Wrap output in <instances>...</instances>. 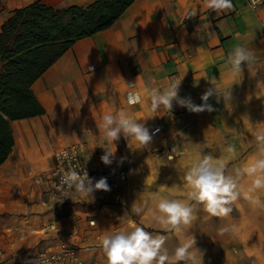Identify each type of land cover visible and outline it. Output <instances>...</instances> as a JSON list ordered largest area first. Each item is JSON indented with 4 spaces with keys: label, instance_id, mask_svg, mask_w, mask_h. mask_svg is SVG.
Segmentation results:
<instances>
[{
    "label": "crops",
    "instance_id": "1",
    "mask_svg": "<svg viewBox=\"0 0 264 264\" xmlns=\"http://www.w3.org/2000/svg\"><path fill=\"white\" fill-rule=\"evenodd\" d=\"M94 1L0 0V31L15 10L34 3L64 10L86 8ZM233 4L234 10L215 13L203 6V0H135L109 29L75 42L35 81L31 91L44 114L10 123L13 147L0 166L4 264L66 239L79 247L101 245L105 232L133 226L168 235L165 246L171 251L178 240L173 233H163L148 212L156 203L150 193L185 199L183 176L199 154H211L232 175L264 159L256 140L264 133V4L255 10L246 0ZM193 9L197 14L189 17ZM238 45L258 57L256 76H250L246 66L241 79L227 74V54ZM212 77L224 87L232 86L231 109L213 96L208 101L212 112L193 113L175 101L171 112L163 107L153 112L144 95L145 88L175 81L180 83L178 96L190 97L199 106ZM129 91L141 93L139 104H128ZM119 111L144 123L150 134L159 129L144 149H130L123 137L116 142L109 165L127 172L125 184L108 197L93 194L90 203L70 199L57 210L41 207L47 189L41 176L52 168L60 149L78 145L89 169L109 166L101 161L102 147L113 146L105 144L97 124L104 114ZM254 179L239 178L241 195L228 217H212L198 207L187 234L195 236L203 264H264V189L250 193L261 205L244 196ZM135 201L144 206L141 215L131 212ZM72 223L77 224L74 232ZM225 226L234 229L219 234ZM87 255L81 252L84 263Z\"/></svg>",
    "mask_w": 264,
    "mask_h": 264
},
{
    "label": "clouds",
    "instance_id": "2",
    "mask_svg": "<svg viewBox=\"0 0 264 264\" xmlns=\"http://www.w3.org/2000/svg\"><path fill=\"white\" fill-rule=\"evenodd\" d=\"M262 2L264 0H251L250 6L255 9ZM203 6L215 13H227L234 10L233 0H203ZM196 14V9H193L189 17H194ZM225 63L227 74L233 79H241L245 66L250 76H256L259 61L252 49L238 45L227 54ZM208 81L211 87L201 96L203 103L199 106L195 105L190 97L178 96L180 83L175 81L166 86L145 88L144 95L149 98L150 109L153 112L161 107L171 112L174 101L193 113L212 112L214 108L208 101L213 96L218 100L222 98L225 107L231 109L232 86L224 87L214 77ZM129 87L135 88V84ZM141 100L140 92H128L129 105L139 104ZM97 128L103 134L105 144L113 146L112 148L102 147L104 155L101 156V161L105 165L112 163L116 142L121 137L128 142L130 149H144L153 139L144 123L122 111L104 114ZM256 140L261 145V151H264V133L257 134ZM227 151L232 152L233 148L229 147ZM65 159L68 161V166L60 169L58 186L63 199L53 197L54 201L58 200L62 203L65 199H71L74 202L90 203L94 200V191L110 190L106 178H100L93 184V179L89 177L85 169L78 170L79 166L73 165L67 154ZM242 175L255 176L249 192L244 196L253 204L261 205L260 198L250 193L264 189V159H256L251 165L236 169L235 175H232L227 174L225 165L211 154L197 155L183 176V181L188 187L185 199L164 198L156 192L149 194L156 203L155 208H149L148 212L163 233L175 234L178 240L177 246L170 251L165 246L168 235L159 232L153 234L142 226H133L131 230L109 231L102 235L100 241L106 257L105 264H203L204 253L196 247L195 236L187 234L188 229L197 219L198 207H202L203 211L212 217H228L233 211L231 205L241 195L238 189L239 178ZM144 210V206L137 204L136 201L131 206V212L136 215H141ZM233 229L234 226H225L218 232L223 235ZM32 264H52V261L42 256L34 260Z\"/></svg>",
    "mask_w": 264,
    "mask_h": 264
},
{
    "label": "trees",
    "instance_id": "3",
    "mask_svg": "<svg viewBox=\"0 0 264 264\" xmlns=\"http://www.w3.org/2000/svg\"><path fill=\"white\" fill-rule=\"evenodd\" d=\"M135 0H95L55 10L39 3L15 10L0 31V166L13 147L10 123L41 116L31 86L75 42L109 29Z\"/></svg>",
    "mask_w": 264,
    "mask_h": 264
},
{
    "label": "built area",
    "instance_id": "4",
    "mask_svg": "<svg viewBox=\"0 0 264 264\" xmlns=\"http://www.w3.org/2000/svg\"><path fill=\"white\" fill-rule=\"evenodd\" d=\"M248 7L251 10H255L259 6L263 5L264 2L258 4L255 9L251 8V0H246ZM159 132V129L156 128L151 132V135H155ZM65 154L71 158L73 165H78V170L85 169L88 172L90 178L93 179V184L98 181L100 178H106L107 184L109 185V191L96 190L93 194L97 197H108L113 195L127 180V172L116 166L109 165L100 169H89L83 162L81 157V149L78 145H73L70 147L60 149L54 156V162L52 168L42 174L41 180L46 182L47 189L44 192V197L40 201V206L43 208H48L51 210H57L60 206L69 202L70 199H65L62 203H59L58 200L54 201L53 197L63 199L61 192L58 191L59 186V172L60 169L67 168L68 161L65 159ZM90 226H93L94 223L90 222ZM71 231L77 230V224L72 223L70 225ZM82 249L77 246L74 242L69 240L60 241L56 247H47L36 252L31 253L24 260L12 261L8 264H32L34 260L40 257H46L52 261V264H84L81 257ZM5 255V250L0 244V264L3 263Z\"/></svg>",
    "mask_w": 264,
    "mask_h": 264
},
{
    "label": "rangeland",
    "instance_id": "5",
    "mask_svg": "<svg viewBox=\"0 0 264 264\" xmlns=\"http://www.w3.org/2000/svg\"><path fill=\"white\" fill-rule=\"evenodd\" d=\"M80 248L82 249L83 252H86V254H89L87 255L88 260L84 264H105L106 258L102 260L104 256V252H103L101 245L92 244L89 246H81Z\"/></svg>",
    "mask_w": 264,
    "mask_h": 264
}]
</instances>
